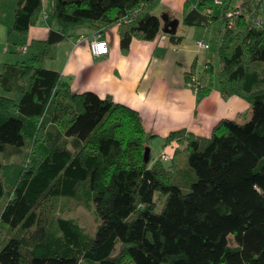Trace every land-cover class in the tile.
<instances>
[{
  "label": "trees",
  "instance_id": "obj_1",
  "mask_svg": "<svg viewBox=\"0 0 264 264\" xmlns=\"http://www.w3.org/2000/svg\"><path fill=\"white\" fill-rule=\"evenodd\" d=\"M160 4L54 0L56 27L42 52L0 74V203L3 153L29 145L0 207V264H264V0H200L183 10L189 26L223 20L219 68L207 63L199 99L218 83L225 98L252 106L250 119L223 118L211 136L168 135L165 143L183 145L176 151L187 153L195 179L177 182L178 168L151 160L153 136L138 110L75 92L60 71L41 64L52 45L81 29L94 35L119 25L124 52L135 37L154 40L168 12L157 14ZM236 7L241 13L230 25ZM43 10V0H19L12 30L28 34ZM170 37L179 43L184 36ZM186 77L191 84L192 73ZM62 197L94 202L101 218L95 236L74 218L54 216Z\"/></svg>",
  "mask_w": 264,
  "mask_h": 264
},
{
  "label": "crops",
  "instance_id": "obj_2",
  "mask_svg": "<svg viewBox=\"0 0 264 264\" xmlns=\"http://www.w3.org/2000/svg\"><path fill=\"white\" fill-rule=\"evenodd\" d=\"M19 0H0V74L8 65L20 63L40 54L51 27L56 23L51 16L54 0H43L44 10L28 34L12 30ZM200 0H161L157 14L168 11L181 22L177 33L183 35L176 43L164 31L154 40L134 38L128 52L121 47L120 26L104 31L110 43V53L95 55L91 43L92 31L81 29L72 37L51 47V54L42 61L45 67L58 70L70 81L73 91H93L102 98L111 96L115 102L125 104L140 112L147 134L156 137L149 141V150L159 153L164 147V137L171 131L187 128L202 136H211L214 127L223 118L245 122L252 116V106L244 98L233 95L225 98L218 83L212 92L199 99L187 81L186 74L199 72L212 62L211 27L189 26L183 23V10L187 4L197 6ZM164 26V24H163ZM217 25L216 37L222 29ZM197 40L210 44L198 48ZM21 46H27L26 51ZM219 66V65H218ZM0 93H6L0 84Z\"/></svg>",
  "mask_w": 264,
  "mask_h": 264
},
{
  "label": "rangeland",
  "instance_id": "obj_3",
  "mask_svg": "<svg viewBox=\"0 0 264 264\" xmlns=\"http://www.w3.org/2000/svg\"><path fill=\"white\" fill-rule=\"evenodd\" d=\"M221 10H219L220 12ZM219 23H216L211 27V30L213 33L212 34V51L215 53V56L213 60L215 61V64L217 67H219V54H218V48H219V43H218V37L217 34L215 35V31L218 30L217 25L222 24L223 25V20L218 19ZM198 41V40H197ZM198 42H196L197 44ZM197 47L200 48L197 44ZM208 68L207 64L203 67L202 72L195 70L192 71V82H191V87L197 92L198 89H200L198 86H196L197 82H204V79L202 78V75L205 74V70ZM195 84V86L193 85ZM143 123V122H142ZM180 129H187V128H180ZM179 130V129H177ZM188 130V129H187ZM175 131V130H174ZM189 131V130H188ZM173 132V131H171ZM170 132V133H171ZM169 133V134H170ZM168 134V135H169ZM196 134V133H194ZM153 136L150 140L154 139L156 136L150 134ZM164 137V147L163 150H161L159 153H156L155 150L152 151L151 153V160H162L163 162L166 163L167 166L171 165L174 168H178L180 170L177 174V182H179L180 179H184L185 176L189 177L190 175L193 176V179L196 178V174L192 172L189 169L188 165V159H187V153L179 151L177 153L178 148H182L183 145L180 144L178 139H174L168 143L166 142V138ZM147 143H149V141ZM29 151V145L25 144L22 147L21 151H13V152H7L3 153V162H4V168L1 172L3 175V180L7 189V193L3 197L1 204L3 202H6L9 196V191L13 188L14 183L16 182L18 175H17V169L19 168L20 165L24 166L25 164V157L26 153ZM176 153V154H175ZM171 166V167H172ZM4 173V174H3ZM180 178V179H179ZM193 181V180H192ZM54 216H63L66 218H74L81 226H83L85 232L90 235V236H95L96 232L98 231V227L101 224V218L99 217L95 204L92 200L87 197L84 200H77L75 198H69V197H62L58 200L56 208L54 209ZM231 242L233 244H236L233 240V237H231ZM83 264H94V263H88V262H83Z\"/></svg>",
  "mask_w": 264,
  "mask_h": 264
},
{
  "label": "built area",
  "instance_id": "obj_4",
  "mask_svg": "<svg viewBox=\"0 0 264 264\" xmlns=\"http://www.w3.org/2000/svg\"><path fill=\"white\" fill-rule=\"evenodd\" d=\"M215 2L217 4H222L224 3V0H215ZM241 13V10L240 8L236 7L235 9H232L228 16L230 17V25L233 24L234 22V16L236 14H240ZM83 39H88L91 43V47H92V51L95 55H106L108 53H110V43H109V40L106 38L105 34L102 32V31H98L96 32L92 37H87V36H84ZM198 43V46L200 48H208L209 47V44L208 42L204 41V40H198L197 41ZM21 50L22 51H26L27 50V46H21ZM193 85L195 86V84L193 83ZM201 85V82L198 81L196 86H200Z\"/></svg>",
  "mask_w": 264,
  "mask_h": 264
},
{
  "label": "water",
  "instance_id": "obj_5",
  "mask_svg": "<svg viewBox=\"0 0 264 264\" xmlns=\"http://www.w3.org/2000/svg\"><path fill=\"white\" fill-rule=\"evenodd\" d=\"M164 26L163 31L168 34H176L181 20L178 17L171 16L168 12L162 15ZM148 152L150 150L148 149Z\"/></svg>",
  "mask_w": 264,
  "mask_h": 264
}]
</instances>
